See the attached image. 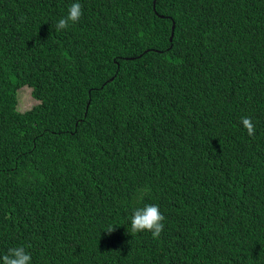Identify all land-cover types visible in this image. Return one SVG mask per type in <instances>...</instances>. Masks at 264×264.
Listing matches in <instances>:
<instances>
[{
  "label": "trees",
  "instance_id": "16d2710c",
  "mask_svg": "<svg viewBox=\"0 0 264 264\" xmlns=\"http://www.w3.org/2000/svg\"><path fill=\"white\" fill-rule=\"evenodd\" d=\"M145 204L159 239L130 232ZM17 246L31 264H264V0H0V257Z\"/></svg>",
  "mask_w": 264,
  "mask_h": 264
},
{
  "label": "clouds",
  "instance_id": "9594fccd",
  "mask_svg": "<svg viewBox=\"0 0 264 264\" xmlns=\"http://www.w3.org/2000/svg\"><path fill=\"white\" fill-rule=\"evenodd\" d=\"M83 15L82 5L79 2L72 3L68 8L66 16L58 20L56 24L57 31L67 29L70 25L79 22ZM241 124L247 130L250 137L255 135V124L251 117L241 118ZM148 191V189H144ZM165 217L160 212L156 204H145L143 207L134 208L130 218V232L137 234L141 232H150L153 239H159L164 230ZM114 230L109 226L106 230L109 234ZM32 256L23 246L9 248L7 253L0 257V264H31Z\"/></svg>",
  "mask_w": 264,
  "mask_h": 264
},
{
  "label": "rangeland",
  "instance_id": "374dc122",
  "mask_svg": "<svg viewBox=\"0 0 264 264\" xmlns=\"http://www.w3.org/2000/svg\"><path fill=\"white\" fill-rule=\"evenodd\" d=\"M29 90L27 87H21L17 90V107L19 110L27 109L36 102Z\"/></svg>",
  "mask_w": 264,
  "mask_h": 264
},
{
  "label": "water",
  "instance_id": "95a60500",
  "mask_svg": "<svg viewBox=\"0 0 264 264\" xmlns=\"http://www.w3.org/2000/svg\"><path fill=\"white\" fill-rule=\"evenodd\" d=\"M155 7V0H153V8ZM174 31H175V25L173 24V28H172V36H171V39L170 41L173 40V36H174Z\"/></svg>",
  "mask_w": 264,
  "mask_h": 264
}]
</instances>
